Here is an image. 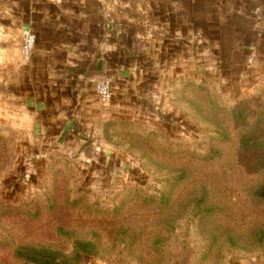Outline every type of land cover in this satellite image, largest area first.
<instances>
[{
  "label": "rangeland",
  "instance_id": "rangeland-1",
  "mask_svg": "<svg viewBox=\"0 0 264 264\" xmlns=\"http://www.w3.org/2000/svg\"><path fill=\"white\" fill-rule=\"evenodd\" d=\"M168 107L34 166L0 119V264H264V74Z\"/></svg>",
  "mask_w": 264,
  "mask_h": 264
},
{
  "label": "crops",
  "instance_id": "crops-1",
  "mask_svg": "<svg viewBox=\"0 0 264 264\" xmlns=\"http://www.w3.org/2000/svg\"><path fill=\"white\" fill-rule=\"evenodd\" d=\"M23 29L36 37L30 60ZM263 74L264 0H0V119L25 137L29 166L81 150L115 119L166 122L183 80Z\"/></svg>",
  "mask_w": 264,
  "mask_h": 264
},
{
  "label": "built area",
  "instance_id": "built-area-1",
  "mask_svg": "<svg viewBox=\"0 0 264 264\" xmlns=\"http://www.w3.org/2000/svg\"><path fill=\"white\" fill-rule=\"evenodd\" d=\"M36 46L35 34L30 29H23L21 32V54L25 60H30L34 54ZM97 93L103 101L113 98V89L108 79L101 80L96 86Z\"/></svg>",
  "mask_w": 264,
  "mask_h": 264
},
{
  "label": "water",
  "instance_id": "water-1",
  "mask_svg": "<svg viewBox=\"0 0 264 264\" xmlns=\"http://www.w3.org/2000/svg\"><path fill=\"white\" fill-rule=\"evenodd\" d=\"M94 147V146H93ZM94 149H97L98 150V148H95L94 147ZM94 149L91 147V146H89L87 149H86V151H90V152H94Z\"/></svg>",
  "mask_w": 264,
  "mask_h": 264
}]
</instances>
